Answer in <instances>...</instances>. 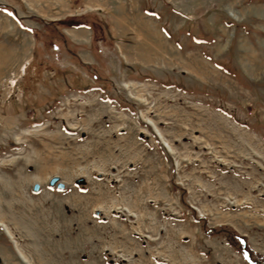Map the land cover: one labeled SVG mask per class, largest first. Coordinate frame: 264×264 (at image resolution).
<instances>
[{"label": "rangeland", "instance_id": "rangeland-1", "mask_svg": "<svg viewBox=\"0 0 264 264\" xmlns=\"http://www.w3.org/2000/svg\"><path fill=\"white\" fill-rule=\"evenodd\" d=\"M0 264H264V0H0Z\"/></svg>", "mask_w": 264, "mask_h": 264}, {"label": "water", "instance_id": "water-1", "mask_svg": "<svg viewBox=\"0 0 264 264\" xmlns=\"http://www.w3.org/2000/svg\"><path fill=\"white\" fill-rule=\"evenodd\" d=\"M78 184H85L86 180L85 179H80L77 182ZM50 184L52 186H56L59 190H64L66 188V184L60 179L58 175H55L54 177L51 178ZM40 190V184L35 183L34 185V191L38 192Z\"/></svg>", "mask_w": 264, "mask_h": 264}, {"label": "crops", "instance_id": "crops-1", "mask_svg": "<svg viewBox=\"0 0 264 264\" xmlns=\"http://www.w3.org/2000/svg\"><path fill=\"white\" fill-rule=\"evenodd\" d=\"M47 1H49V0H47ZM48 16H50V14ZM70 34H72V35L77 34V36H79L80 39H84V41H87L89 39V37L90 38L92 37V33L88 27H81L80 29H77L76 31H72Z\"/></svg>", "mask_w": 264, "mask_h": 264}]
</instances>
